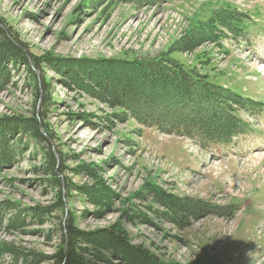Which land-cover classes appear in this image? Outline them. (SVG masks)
Listing matches in <instances>:
<instances>
[{"label":"rangeland","instance_id":"374dc122","mask_svg":"<svg viewBox=\"0 0 264 264\" xmlns=\"http://www.w3.org/2000/svg\"><path fill=\"white\" fill-rule=\"evenodd\" d=\"M227 10L235 31L219 27L213 38L180 47L192 32L210 38L194 25ZM0 19L6 34L39 59L32 65L28 57L40 85L34 114L39 119L42 112L51 133L61 182L45 175L33 138L16 123L8 133L0 126L14 138H0V264H54L60 247L66 249L61 226L70 217L80 231H122L128 245L164 264L208 256L264 264V0H0ZM161 53L167 63L257 103L236 109L248 126L232 143L204 147L142 124L87 92L93 88L85 83L87 70H77L91 61L160 59ZM5 67L0 119L30 118L27 68ZM96 180L99 195L89 191ZM198 201L211 205L207 212L193 208ZM87 241L78 247L103 259L78 249V261L123 264L103 251L105 241Z\"/></svg>","mask_w":264,"mask_h":264},{"label":"trees","instance_id":"16d2710c","mask_svg":"<svg viewBox=\"0 0 264 264\" xmlns=\"http://www.w3.org/2000/svg\"><path fill=\"white\" fill-rule=\"evenodd\" d=\"M126 1L137 5H151L164 0ZM218 12H215L214 15L212 14L213 17L211 16L205 22L194 25V28L210 32V38H208V34L204 33L200 35L201 38H197L194 34L195 32H192L186 36L187 39L179 43L180 47L187 46L190 49L193 48L191 46L199 41L201 42L202 39L209 40L213 38L219 27L231 32L235 31V27L229 25L236 21L232 13L228 10L226 13ZM2 21L5 22L3 18ZM2 21H0V85L4 84L6 77H8L5 65L7 63H20L27 68L25 76H27L28 82L33 88V97L32 116L30 118L3 117L0 119V126L7 128L8 130H5L8 133L10 129L8 126H13L16 123L19 128L24 130L25 134L33 138L37 142L35 147H38L37 150H39L42 158V168L45 175L52 176L51 179H55V182L60 185V180L55 178L54 175L57 160L50 149L49 137L52 138L50 136L51 133L48 131L47 126L42 123V112L39 113V119L34 114L36 112L35 103L37 101L36 97L39 96L40 85L38 76L28 66L30 65L28 57H31L32 65L37 64L39 59L23 51L16 38L6 34L7 28ZM161 54L162 57L160 59H143L130 62L113 61V59L96 60L91 61L87 65H79L77 70H87L88 75L85 77L87 82L85 83L93 87L88 89L87 92H90L92 96L104 103L121 107L125 110L124 113L127 116H131L142 124L155 127L160 132L188 136L204 147L209 143H232V140L247 127V123L236 116V109L239 108L246 111L248 108H254L257 103L221 86H216L209 82L206 83L176 63L173 65L167 63L171 60L170 57L167 54ZM61 65L69 67L65 63ZM62 71L64 72V70ZM42 98L44 108V105L48 103L49 97L45 93ZM40 124L42 128H40ZM42 131L45 134H42ZM2 137L7 138L8 136L6 133H0V138ZM8 140H14V138H9ZM39 142H45L48 145L45 146ZM16 144L19 148L24 142L18 141ZM4 159L5 156L1 155L0 162ZM98 182L96 180L94 185L89 186L91 193L99 195L96 189ZM59 199L60 196L57 199L58 203L60 202ZM91 202L99 204V201L96 200H91ZM210 206L204 201H198L193 208L196 210L205 209L207 212ZM28 209L30 208H27V211ZM179 211L181 212V210ZM43 214H47V212ZM32 215L38 216L39 212H34ZM73 225V219L70 217L61 226L63 229L62 246H65L66 249L63 250L60 247L56 255L52 257L54 264H91L90 261L85 260V257L78 261L81 259L78 256V252H76L78 249L91 254L95 259L98 257L103 259L102 255L87 250L86 247H78L80 242L88 243L87 240L105 241L106 247L104 248L106 250L103 251L108 253L114 260L121 261L123 264H164L154 254L143 251L142 247L139 249L128 245L124 239L120 238V236H124L122 231H116V229L111 228L109 230L104 229L102 232L96 230L84 232L76 229ZM108 260L109 258L106 259V261ZM188 264L229 263L223 259H215L208 256Z\"/></svg>","mask_w":264,"mask_h":264},{"label":"bare ground","instance_id":"6f19581e","mask_svg":"<svg viewBox=\"0 0 264 264\" xmlns=\"http://www.w3.org/2000/svg\"><path fill=\"white\" fill-rule=\"evenodd\" d=\"M264 63V62H263ZM264 72V71H263ZM251 153V152H250ZM261 153V152H260ZM249 157V156H248ZM250 159V158H249ZM252 162V161H251ZM257 162V161H256ZM253 163V162H252ZM256 168V167H255ZM240 170V169H239ZM245 171V170H244ZM241 172H242V170H241ZM246 172H247V170H246ZM213 173V172H212ZM215 173V172H214ZM217 174V173H216ZM228 174V173H227ZM206 176V175H205ZM246 176H247V174H246ZM226 177H227V175H226ZM252 177V176H251ZM221 178V177H220ZM232 178V177H231ZM229 181V180H228ZM204 182V181H203ZM234 182V181H233ZM232 183V182H231ZM239 183V182H238ZM207 187V186H206ZM229 187V186H228ZM233 187V186H232ZM236 187V186H235ZM227 188V187H226ZM241 190V189H240ZM235 191V190H234ZM230 193V192H229ZM102 232V231H101ZM264 232V231H263Z\"/></svg>","mask_w":264,"mask_h":264}]
</instances>
